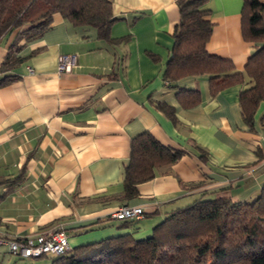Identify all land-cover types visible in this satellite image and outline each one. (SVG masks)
<instances>
[{"label":"crops","instance_id":"crops-1","mask_svg":"<svg viewBox=\"0 0 264 264\" xmlns=\"http://www.w3.org/2000/svg\"><path fill=\"white\" fill-rule=\"evenodd\" d=\"M110 1L112 41L60 13L33 39L17 38L14 30L0 40V67L13 45L22 58L5 72L13 79L0 85L2 234L60 228L71 248L126 233L140 239L196 199L249 202L264 189V100L253 126L244 121L239 101L252 78L215 93L209 74L165 80L180 21L177 0ZM206 6L214 23L208 51L244 70L262 44L243 36V0H209ZM62 54L76 56L70 71L58 70ZM182 89L197 90L200 100L184 105ZM146 131L184 153L139 184L137 196L126 197L131 143ZM122 204L143 206L145 216L113 219L111 212ZM49 263L19 258L0 244V264Z\"/></svg>","mask_w":264,"mask_h":264},{"label":"trees","instance_id":"trees-1","mask_svg":"<svg viewBox=\"0 0 264 264\" xmlns=\"http://www.w3.org/2000/svg\"><path fill=\"white\" fill-rule=\"evenodd\" d=\"M208 1L177 0L180 21L164 78L173 82L185 75L209 74L215 93L251 77L253 85L240 92L239 101L244 121L253 126L264 100V0H243V36L262 44L244 70H237L231 59L208 51L214 26ZM55 13L74 24L93 25L101 37L112 41L109 31L116 18L110 0H0V40L14 30L17 38L33 39L51 25ZM14 48L0 67V85L13 79L5 72L22 61ZM179 95L186 106L200 100L197 90L182 89ZM165 107L174 118L173 108ZM200 150V158L206 160V153ZM183 153L147 131L134 137L125 169V196H137L139 184L154 178L157 168L177 162ZM38 258H48L49 264H264V189L249 202L226 196L196 199L167 214L145 238L120 234L75 246L62 255Z\"/></svg>","mask_w":264,"mask_h":264},{"label":"built area","instance_id":"built-area-1","mask_svg":"<svg viewBox=\"0 0 264 264\" xmlns=\"http://www.w3.org/2000/svg\"><path fill=\"white\" fill-rule=\"evenodd\" d=\"M76 62L75 55H60L58 60L59 72L70 71ZM110 216L117 220H140L145 216V210L141 205L122 204L114 209ZM2 232L0 220V244L6 243L10 254L20 258H38L44 255L58 256L71 249L67 232L60 228L21 236L2 234Z\"/></svg>","mask_w":264,"mask_h":264}]
</instances>
